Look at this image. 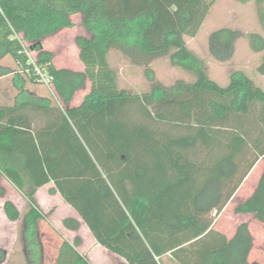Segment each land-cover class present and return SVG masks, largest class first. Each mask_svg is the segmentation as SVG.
I'll return each instance as SVG.
<instances>
[{"label": "trees", "instance_id": "16d2710c", "mask_svg": "<svg viewBox=\"0 0 264 264\" xmlns=\"http://www.w3.org/2000/svg\"><path fill=\"white\" fill-rule=\"evenodd\" d=\"M215 2L0 0V60H13L18 81L24 76L36 83L32 74L19 73L31 68L26 47L51 78L60 103L55 106L18 86L17 100L28 98L0 108V176L31 204L23 218L29 264H42L38 222L43 217L33 196L50 182L96 243L123 259L118 264H165L160 258L166 253L176 264H250L248 225L240 224L227 238L208 216L224 207L228 197L221 195L223 183L235 174L245 150L252 148L255 160L264 163V91L239 71L230 74L226 86L218 85L187 48L185 37L196 36ZM74 15L81 16L87 33L75 39L85 72L56 68L52 52L42 45L70 28ZM259 22L264 31V8ZM239 37V31L229 28L212 32L210 56L229 61ZM247 41L251 51L264 50L259 34H249ZM111 50L145 68L166 57L193 81L170 87L154 82L149 91L131 94L116 86L108 63ZM256 71L264 76V57ZM11 73L0 66V77ZM87 80L91 89L78 106L70 107ZM71 180L72 201L67 190ZM235 211L264 224V169ZM3 212L10 222L20 218L9 200ZM80 225L63 220L72 231ZM78 245L79 239L71 244L59 237L55 264H90ZM6 256L0 246V264Z\"/></svg>", "mask_w": 264, "mask_h": 264}, {"label": "rangeland", "instance_id": "374dc122", "mask_svg": "<svg viewBox=\"0 0 264 264\" xmlns=\"http://www.w3.org/2000/svg\"><path fill=\"white\" fill-rule=\"evenodd\" d=\"M260 8H264V3L250 1L242 4L235 0H216L196 36L193 38L185 37L187 48L203 62L209 78L218 85L226 86L230 74L239 71L244 73L256 87L264 91V76L259 75L256 71L264 57V50L259 53L251 51L247 41V36L251 33L259 34L264 39V31L259 22ZM71 23L70 28H65L54 36L45 39L42 42L43 49L52 52V62L56 68L85 72V66L79 60V49L76 46L75 39L78 36H87V33L81 25L80 15L72 16ZM221 28H229L240 32V37L234 45L232 58L223 63L214 60L208 51L209 35ZM108 63L115 74L117 88L125 89L131 94H143L149 91L154 82L164 87H170L177 81L185 83L193 81L191 75L171 66L166 57L152 61L145 68L132 64L118 51L111 50L108 54ZM0 64L9 67L10 70L16 69L15 63L9 57L1 60ZM146 69L150 70L151 74L147 73L148 70ZM150 75H152L151 79ZM34 84L42 86L37 83ZM91 87V82L87 80L85 87L74 95L72 105H79ZM39 89L48 96L53 105L60 106L55 93L53 95L44 86L39 87ZM13 93L11 76L3 77L0 80V100L13 95ZM263 166L264 163L260 162L257 169H261ZM0 187L5 191L8 188L4 178L0 181ZM8 195L11 196L10 193ZM16 208L20 212V218L15 222H10L2 213L0 203V246L7 253L4 264H29L30 250L26 248L23 234V218L26 209L23 208L20 202L17 203ZM41 212L48 220V222L43 221L41 226L40 221L38 222L39 239L42 244V264H55L58 238L68 239V236L61 233V229H58V223L54 222L52 218L49 219L48 213H44L43 210ZM212 213L208 216V219L211 218L213 224L217 217H213ZM50 220L57 230L50 225ZM263 232L264 230H262ZM259 245L260 243H257L258 247ZM86 248L89 249V247ZM86 248L80 249L77 247V250L82 256L86 254L90 256V264H118L121 262L119 257L117 258L109 252L90 248L87 253L85 252ZM261 259V262H263L264 254Z\"/></svg>", "mask_w": 264, "mask_h": 264}, {"label": "crops", "instance_id": "0c3cea01", "mask_svg": "<svg viewBox=\"0 0 264 264\" xmlns=\"http://www.w3.org/2000/svg\"><path fill=\"white\" fill-rule=\"evenodd\" d=\"M0 66L9 69V67L4 66L2 64H0ZM58 69H64V68H58ZM10 71L12 73L6 76H11V84H12V89L14 93L13 95L4 97L0 100V108L1 107H13L16 104V102L19 103L28 98L27 95H23L20 99L17 100V96L19 94L18 86L22 87L26 92H28L31 95H34L36 97H41V98L45 97L49 99L46 94H43L42 91H40L39 87L41 88L42 86H38L34 84L33 82H31L24 76L21 77L22 78L21 81L20 80L18 81V79L14 78L13 74L15 72L17 73V66H16V69H11ZM6 76H3V77H6ZM3 77H0V80ZM72 101L70 103V107L74 106L72 105ZM251 149L245 150V152L241 155V157L236 162L235 174L231 176L230 178H227L224 181L223 183L224 187L222 186L221 195L222 197H226V198L228 197V198L224 204V207L222 208L221 211L218 212L219 215L217 216L216 220L212 224V227L215 230L225 235L227 238H230L234 234L235 229L240 224L246 223L248 225V228L253 238V248L249 254L250 264L253 262L263 263L261 262L262 260L261 258L264 254V249H263L264 232L262 233V230H264V224H260L256 222L252 218V215L250 214L237 213L235 211V208L238 204L245 201L252 194L256 186V183L258 181V178L260 177L264 169V166L261 167V169H257V167L260 166V162L262 161L260 160V158L255 160V155L253 154ZM2 178L5 179L7 187H8L6 188V191L4 189V196L0 197L2 213L4 214L3 203L6 200L11 201L16 207H17V203L20 202L23 205V208L26 209V213H27L31 206L28 199L25 197V195L22 192L18 191L4 176L2 175L0 176V181ZM238 181H240L239 184H237ZM233 187H236L235 191L229 194V191H230L229 189ZM8 189L9 191L7 192ZM67 190H68V195L69 197H71V201H72V180L69 182ZM9 193L11 196L8 195ZM33 198H34V202L36 206L38 207V212L42 214L41 211L43 210L44 213L46 214L48 213L49 219L52 218L54 222L58 223V227H59L58 229L59 230L61 229V233H65V235L68 236V239L65 238V240H67L69 243L72 244V242L75 239H79V245L77 247H79L80 249L89 247V249L88 248L85 249V252L87 253L89 252L90 248H92L93 250H102V252L108 253L107 250H105L103 247H101L100 245L96 243L88 227L84 223L82 224V221L78 213L72 208V204H68L63 200L61 195L55 189L53 182H50L38 188ZM42 217L43 219L40 220V226L43 221L48 222L47 218L43 214H42ZM64 219H75L79 221L81 223L80 228L77 231H72V229L64 227L63 226ZM50 225L54 229H56L51 223V220H50ZM257 243H260L259 247L257 246ZM85 256L87 260L91 262V259L89 258L90 256H88L87 254ZM160 259L165 264H176L171 258V256L169 255V253L163 254ZM119 260L123 262V259L119 258Z\"/></svg>", "mask_w": 264, "mask_h": 264}, {"label": "built area", "instance_id": "2783aa9c", "mask_svg": "<svg viewBox=\"0 0 264 264\" xmlns=\"http://www.w3.org/2000/svg\"><path fill=\"white\" fill-rule=\"evenodd\" d=\"M24 52L27 55L28 61L27 65L30 66L31 68L28 69L26 72H21L19 73H30L35 77V81L37 84H40L44 86L50 93L54 95V89L52 87L51 83V78L47 75V73L38 65L35 63V55H32L33 53L28 51L26 47H24ZM219 214L217 211H213L212 216L217 217Z\"/></svg>", "mask_w": 264, "mask_h": 264}]
</instances>
